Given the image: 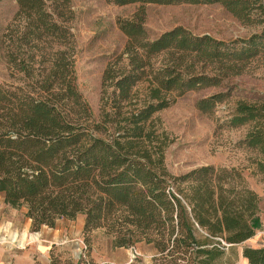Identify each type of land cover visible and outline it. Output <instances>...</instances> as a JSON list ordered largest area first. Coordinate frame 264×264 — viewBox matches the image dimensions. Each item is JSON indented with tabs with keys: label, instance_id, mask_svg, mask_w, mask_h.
Listing matches in <instances>:
<instances>
[{
	"label": "trees",
	"instance_id": "16d2710c",
	"mask_svg": "<svg viewBox=\"0 0 264 264\" xmlns=\"http://www.w3.org/2000/svg\"><path fill=\"white\" fill-rule=\"evenodd\" d=\"M15 1L35 36L40 29L63 31L46 3L56 12L67 0ZM105 1L220 3L239 19L249 17L261 2ZM119 29L127 37L126 63L115 61L104 69L97 118L76 89L72 62L63 55L39 89L0 84V193L11 207L26 208L31 231L81 213L83 232L102 228L114 247L152 245L153 264H214L226 246L255 234L258 195L239 173V181L231 182L226 169L211 165L171 174L164 162L169 141L156 132L152 116L189 90L218 86L224 76L239 73L247 60L264 51V30L223 41L175 26L148 39L139 13L120 21ZM155 57H160L158 64ZM207 67L214 73H207ZM227 96L214 93L195 105L208 112ZM228 123L252 124L242 142L260 154L255 170L264 177V102L238 101ZM210 171L216 173L214 181L207 176ZM86 243L90 247L88 238ZM241 253L248 264H264L262 242L244 245Z\"/></svg>",
	"mask_w": 264,
	"mask_h": 264
},
{
	"label": "rangeland",
	"instance_id": "374dc122",
	"mask_svg": "<svg viewBox=\"0 0 264 264\" xmlns=\"http://www.w3.org/2000/svg\"><path fill=\"white\" fill-rule=\"evenodd\" d=\"M46 4L63 31L40 29L37 37L27 28L23 14L18 13L16 1L0 0V84L39 89L50 68L63 55L72 62L71 76L76 89L95 118L99 115L104 69L115 61L120 66L126 63L127 37L119 29L120 21L133 20L136 13L142 14L148 39L175 26L223 41H240L264 30V0L244 19L237 18L220 3L141 6L105 0H67L58 5L56 12L50 2ZM154 59L158 64L160 57ZM239 70L224 76L218 86L185 92L152 116L156 132L165 134L169 141L164 162L171 174L178 176L211 165L215 170L226 169L231 182L239 181L236 176L239 173L243 184L258 195L259 208L253 219L255 234L250 238L253 244L248 239L226 246L214 264H248L240 257L242 247H258L264 238V177L255 170L260 154L242 142L252 124L231 127L228 123L238 101L264 102V51L247 60ZM206 72L214 73L210 67ZM58 81L55 79L53 86ZM218 92L228 96L208 112L196 108V101ZM215 174L211 176L210 171L207 176L214 181ZM171 190L175 192L173 187ZM24 211L23 206L5 205L0 195V248L4 250L0 256L10 264H153L156 250L152 245L114 247L102 228L83 232L81 213L74 219H57L53 227L43 225L39 231H30L27 241L16 236L10 239L6 233L12 225L20 228L28 219Z\"/></svg>",
	"mask_w": 264,
	"mask_h": 264
},
{
	"label": "crops",
	"instance_id": "0c3cea01",
	"mask_svg": "<svg viewBox=\"0 0 264 264\" xmlns=\"http://www.w3.org/2000/svg\"><path fill=\"white\" fill-rule=\"evenodd\" d=\"M1 197H2V200H3V203L7 206H10L8 204H6L4 202V194L3 193H0ZM11 207V206H10ZM14 208V207H13ZM25 208V207H24ZM26 212V208H25V211ZM28 218V217H27ZM30 225H31V220L30 218H28L23 224L22 226L19 228V227H16L15 225H12V228L10 230V232L6 233L7 236L11 239L12 237L16 236V237H19V238H22L24 237V240L27 241V238L29 237V233H30ZM40 230V229H39ZM38 230V231H39ZM33 232V231H32ZM36 232V231H34ZM33 237V236H31ZM24 241V242H25ZM249 243L250 244H253V239H250L249 240ZM0 251H4L3 248L1 247L0 248ZM6 251V250H5ZM7 252V251H6ZM240 257L241 259H243L244 261H246V259L242 256V253L240 254ZM0 264H10L8 262V260H6L5 258L3 259L1 256H0Z\"/></svg>",
	"mask_w": 264,
	"mask_h": 264
},
{
	"label": "built area",
	"instance_id": "2783aa9c",
	"mask_svg": "<svg viewBox=\"0 0 264 264\" xmlns=\"http://www.w3.org/2000/svg\"><path fill=\"white\" fill-rule=\"evenodd\" d=\"M262 243L264 244V238L262 239Z\"/></svg>",
	"mask_w": 264,
	"mask_h": 264
}]
</instances>
